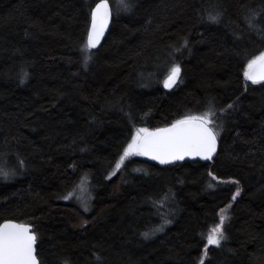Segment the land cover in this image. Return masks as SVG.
Masks as SVG:
<instances>
[{"label": "trees", "instance_id": "trees-1", "mask_svg": "<svg viewBox=\"0 0 264 264\" xmlns=\"http://www.w3.org/2000/svg\"><path fill=\"white\" fill-rule=\"evenodd\" d=\"M98 1L0 0V224H32L40 264H264V0H140L85 51ZM194 116L212 162L117 169L137 130ZM83 181L88 208L64 199Z\"/></svg>", "mask_w": 264, "mask_h": 264}, {"label": "snow or ice", "instance_id": "snow-or-ice-1", "mask_svg": "<svg viewBox=\"0 0 264 264\" xmlns=\"http://www.w3.org/2000/svg\"><path fill=\"white\" fill-rule=\"evenodd\" d=\"M118 8L128 10L131 5L127 0H118ZM111 9L108 0H100L96 4L91 15V31L88 35L85 51L95 48L99 43L111 18ZM209 19L215 21L216 17ZM91 56H86V60ZM259 65L260 71H256ZM180 67L175 65L171 68L168 78L165 80V87H171L179 77ZM244 75L253 83L264 80V53L249 61L247 71ZM228 107H232L229 105ZM210 121L205 117H185L177 120L168 128L156 129L149 132L147 129L137 130L136 136L124 151L123 159L129 155L139 153L142 155H153L155 159L166 162V158L183 159L185 155H197L204 159H211L216 151L217 135L211 127ZM119 167V163L117 165ZM10 173L0 169V178L8 179ZM238 183V182H237ZM240 194L237 189L236 196ZM73 194L65 196L70 199ZM235 199V196L233 197ZM225 217L222 215L220 223L211 228L206 235L208 245L219 246L221 241L226 239L223 231ZM149 234L145 233L147 237ZM36 235L31 231L30 226L19 225L11 221L0 225V264H39L35 255ZM207 255V248L204 250ZM203 264V260L200 261Z\"/></svg>", "mask_w": 264, "mask_h": 264}, {"label": "water", "instance_id": "water-1", "mask_svg": "<svg viewBox=\"0 0 264 264\" xmlns=\"http://www.w3.org/2000/svg\"><path fill=\"white\" fill-rule=\"evenodd\" d=\"M100 3V0L98 2H96V4ZM96 4L94 5L92 11L95 9V6ZM108 4H109V8L111 9V18L109 19V22H108V25L99 41V43L97 44V46L95 48H92V50H98L100 48V46L103 44L111 26H112V22H113V8H112V5H111V2L110 0H108ZM91 15H92V12H91ZM91 31V22H90V27H89V31H88V35ZM87 40H88V36H87ZM256 71H260V68H259V65L257 66L256 68ZM176 81L177 79L175 80V82L172 84L171 87H169L170 89H173L175 87V84H176ZM250 82H252L251 80H248ZM261 81H264V80H261ZM259 81V82H261ZM172 124L170 125H167V126H163V127H159V128H156V129H162V128H168L170 127ZM209 127H211L213 129V131L216 133L217 135V143H216V151L212 154L211 156V159H204L202 158L201 156H197V155H185L183 159H170V158H166V162H162L160 159H155L153 155H142L145 159L149 160V161H152V162H155V163H158V164H171V163H177V162H183V161H197V160H202V161H206V162H212L213 159L215 158L216 154L218 153L219 151V148H220V138H219V135L218 133L214 130V128L209 124L208 125ZM156 129H153V130H148L149 132H152V131H155ZM8 221H11L13 223H16V224H19V225H27V226H30L31 228V231L35 233V231L33 230V225L30 224V223H26V222H20V221H17V220H5L3 221L0 225L4 224L5 222H8ZM36 235V238H37V234L35 233ZM37 244H38V240L36 239V243H35V255H36V258L40 264V259L38 257V250H37Z\"/></svg>", "mask_w": 264, "mask_h": 264}, {"label": "rangeland", "instance_id": "rangeland-1", "mask_svg": "<svg viewBox=\"0 0 264 264\" xmlns=\"http://www.w3.org/2000/svg\"><path fill=\"white\" fill-rule=\"evenodd\" d=\"M110 1H111V5H112V8H113V12H115V13H118V12L119 13H122L123 12V14H121V15H127V14H129L130 12L133 11V8H134L135 4L137 2H139L140 0H127V2L131 5V7L128 10H123V8H118L117 7L118 0H110ZM169 74L166 76L165 80L168 78ZM141 129H146V128H141ZM136 134H137V132L135 133L134 137L136 136ZM123 155H124V153H123ZM140 155L141 154H139V153H135V154L129 155V156L125 157L122 162H121V159H120V161H119V167H117V169H119L123 165V163L126 161V159H128V158H130L132 156H140ZM72 194L73 195H72L71 198L77 199L79 202L82 203V205L85 208H88L89 207L90 202L92 200V196H91L92 193H91V190L89 189V187H88V185H87V183L85 181H83L82 184Z\"/></svg>", "mask_w": 264, "mask_h": 264}]
</instances>
